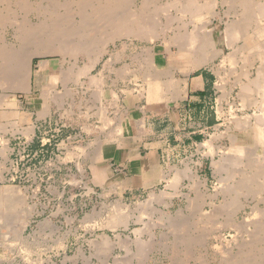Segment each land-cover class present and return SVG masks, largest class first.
<instances>
[{
  "label": "rangeland",
  "instance_id": "obj_1",
  "mask_svg": "<svg viewBox=\"0 0 264 264\" xmlns=\"http://www.w3.org/2000/svg\"><path fill=\"white\" fill-rule=\"evenodd\" d=\"M166 1L169 0H154L155 3L152 2L149 6L150 9H147L149 16L151 14L154 17L153 13L157 15H155L157 21L153 20L160 25L156 31V34L160 36L144 40L138 37L128 38L123 36L107 46V51L103 53L101 60L90 73V75L102 76V83H93L90 86L88 76L79 77V82L60 78V74H58L60 71H71V74L72 71L76 72L88 61L87 57L78 55L79 57L74 56V58L69 55L64 57L60 53H37L32 62V91L26 93L12 90L11 87L8 89L2 88L0 91L1 93H4V91L16 93L19 97L17 101L9 99L3 105L0 103V264H173L174 261L179 264H264V247L256 246L255 248L254 245H251L255 234L253 232L254 225L260 220L264 221V213L256 215L250 212L251 209L248 207L241 210L237 215V213H233V207H231L232 210L227 209V211L225 207V210L220 208L227 193L225 194L222 191L224 183L222 180H218L221 179L219 175L221 174L226 178L225 175L229 173L233 166L226 164L221 168L220 173L216 170L215 165L213 166L214 159L223 161V158H226L225 156H229L226 149L232 155L229 148L233 145H245L251 149L256 146L259 149L261 143H264V137L258 131L252 129L256 123L257 114H261L260 109L262 110V108L260 106L263 103L262 97L264 100V89L258 90L256 88V91H254V87L253 90H248L245 96L241 88V85L245 84L246 81H250L251 78L263 77L262 79H264V39L261 37L263 35L259 36L261 33H258L262 29L263 32H261L264 33V19H261L262 25L260 27L256 26L258 25L256 20H252V25L250 24L248 31L243 34L245 37L239 36L236 39L237 42L235 40L231 44L232 47L229 44L230 42L225 39L224 28H226L228 21L244 18V16L242 17V9L236 3L235 5L231 4L234 3L232 1L228 3L227 0H211L216 3V6L212 2L215 7L212 5L211 8L200 13V15H204H202L204 18L201 16L200 20L202 21L205 18L207 20H203V23L200 20L198 21L203 26L208 23L206 31L204 28L199 29L201 34L208 33V29L211 33H208V41L201 50L207 52L209 49H213L211 53L214 52V54L218 52L216 55L209 53L210 51L207 52L212 56L211 61L190 72L196 75L204 74L209 82L210 121L212 117L216 121L211 135L188 151H182L174 164L169 161L171 170L174 172H164L161 183L156 188L134 198L126 199L111 194L108 190H105V188L107 189L106 186L104 188L95 187L92 184V176L89 172H86L85 161L82 159L85 156L86 145L81 138H77L76 134H79L80 128L86 123L82 120L85 114L93 113L97 116L96 114H100L98 112L102 111L104 113L109 105L102 98L101 93L104 83V69L109 65L111 59L115 57L119 62L123 60L119 64L121 65L126 61L128 48H130V55L131 52L135 51L136 70L134 71V78L136 79L129 83L125 81L124 87H126L120 92H132L142 96H145L141 89L143 88V74H145L144 71L147 67L148 69L154 67L153 69L156 70H167L169 68L176 79H180L181 74H186L187 70L190 71L192 68L183 69L182 67L192 59L190 49L178 48L174 45L168 46L163 41V38L170 37L175 30L179 32V28L183 25L180 20L185 21V17L181 16L182 12L177 10V6H174L175 8L171 5L165 7L170 2L166 3ZM33 2L36 3V6L40 3H46L47 5L46 7L44 4V7H39L40 10L37 9L39 15L35 9L30 10L29 18L34 22L40 20L48 23L56 18L49 11L48 0L45 2L34 0ZM134 2L135 0H128L125 5L128 6V9L130 7L134 8ZM7 3L6 1L0 2V8L4 13L7 11L4 10ZM156 4L159 6H154ZM125 5L123 8L126 9L127 6ZM162 6L168 11L164 12ZM43 8L44 11H42ZM45 8H48V11H45ZM66 8H62L61 11L63 15L67 12L66 14L70 17L69 12H72V8L69 10L68 6V11ZM212 8L214 10H210ZM121 10L123 9L121 8ZM121 10L118 12L123 13L126 11ZM13 11H15L14 14H20V19H22V14H25L22 10L19 11L16 8L15 3L13 4ZM72 14L71 16H73ZM168 15L178 17H174L172 23L174 31L172 27L169 30L163 29L164 23L170 18H168ZM152 16L150 17L153 18ZM171 19L173 18L171 17ZM177 19L179 20L177 21ZM72 20L76 22V18ZM255 21L256 24H254ZM73 22L69 21L71 24ZM176 24L179 25V28L175 27L178 26ZM0 25V36L1 38L6 37V42H10H8L9 45L12 46L14 43L13 46L20 49L21 47L33 48L35 46L37 33L33 36L35 40L30 38L33 45L30 40H24L21 43V39H16L13 36L15 35L14 27L9 26L10 24L3 27L1 21ZM97 25L99 27H96V30H98V32L95 31L96 37L105 39L106 29L109 30V27ZM185 25L187 26V23L183 27ZM49 26H52V24H49ZM49 26L48 28L52 29ZM254 26L258 27V30L253 28ZM70 27L69 24L68 28ZM183 27L181 31L184 34L186 30L189 32L193 28L192 24H188L185 29ZM48 28L44 27L46 30L38 33V38L44 37V32L49 31ZM204 31L205 33H203ZM163 34H165V37ZM249 42H253V44ZM238 46H240V49H238ZM231 51L234 54L237 52V56L233 55ZM144 56V64L146 60L151 61L146 63V65L148 64L147 67L142 65ZM232 57L236 59L233 58V61ZM108 59L110 61H107ZM42 61H47L44 67L40 66ZM119 71L120 69L117 70L118 73H120ZM257 71L258 73L262 72L260 73L262 75L256 73ZM127 73H121L120 76L126 77ZM244 75H247L249 79ZM57 77L59 78L57 79ZM185 80L187 81V79ZM68 88L71 92L68 91ZM163 100L149 101L160 102ZM3 109L8 111L13 109L15 115L10 116L13 113L12 111L9 116L7 115V118H4L1 113L4 112ZM246 116L250 118L248 124L245 123ZM102 125L92 128L105 130L106 123H104V126ZM84 130L86 129L84 128ZM209 141H211L210 144H208ZM206 142L207 144H205ZM207 145L213 148L211 149ZM234 147L238 148L237 146ZM236 148H233L235 153L238 150ZM213 149L216 152L209 151ZM177 169L185 173L179 183L171 186L169 178L176 173ZM224 169L228 172H225ZM225 180L227 181V178ZM230 180H228L229 183ZM216 189L225 194L218 192L219 198H216V201L212 199L215 201V205L217 204V208L223 209L222 213L213 212V208L211 209L207 203L212 201L209 194H214ZM165 191L175 193L170 201L168 196L164 197L163 195L162 197V193ZM199 193L202 194V197ZM197 194L201 198L205 197L206 200L204 204L201 202L197 206L196 203L193 207V200L196 202L198 198L197 196L195 199ZM160 196L167 201H164L167 205L163 200H160ZM158 197L160 198L159 201L157 200ZM190 198L193 201L192 207L194 209L190 206L192 203ZM240 199L244 203V196H241ZM139 202H147L148 210L145 212L146 214H143L141 220L136 221L135 217L140 215ZM149 203L152 205L150 206ZM115 204H121L126 214L128 209L131 212L129 215L132 216V219L128 228L119 226L114 229L106 224L108 218L111 217L110 214L115 210L113 206ZM201 206H204V210ZM260 206L264 207V202H261ZM219 208L218 211H221ZM204 211H207L210 216L203 215ZM181 214L183 216H179ZM173 216L174 218H170ZM180 221L182 223L187 222L185 229L182 228V225H179ZM228 222H231V224L229 225ZM174 223H179L178 227H180L178 229L173 227ZM238 223L242 224L240 231L235 225H232ZM176 224L175 226H177ZM135 228H139L141 231L135 233ZM249 229L253 234L248 233L247 230ZM119 233L121 236H118ZM106 236L110 237L107 242H105ZM143 245H145V248ZM141 252L143 253L141 254Z\"/></svg>",
  "mask_w": 264,
  "mask_h": 264
},
{
  "label": "bare ground",
  "instance_id": "obj_2",
  "mask_svg": "<svg viewBox=\"0 0 264 264\" xmlns=\"http://www.w3.org/2000/svg\"><path fill=\"white\" fill-rule=\"evenodd\" d=\"M2 1H6L8 3L4 6L5 7L4 10H7L6 13H4V11L2 12V10H1L2 8H0V19H1L0 21L3 23V27H4V25H8V24H10L9 26L14 27V29H15V33L14 34L15 35H13V36H15L16 39L17 38L21 39V43L24 42V40H26V41L30 40V38H33V36H35L36 33H37V35L39 37L38 33L45 31L48 28L49 24H52V26H49L52 29L48 28L49 31L44 32V34H45L44 37H40V38L37 37L36 38L37 42H36V44H35V46L33 48H28V46L25 47V48L21 47V49L20 48H16L15 46H13L14 43L11 46V45L8 44L9 41L6 42V37L5 38L4 37L1 38V36H0V91L2 90V88H5V89L7 88L8 89L10 87L12 88V90L24 91L26 93L32 91V86H33L32 85L33 81H31L32 80L31 79L32 62H33L34 56L37 53H60L64 57L69 55L70 57L71 56L72 57L75 56L76 58H77L78 55H82L84 57H87L88 61L87 62L85 61L86 63L82 67L78 68V70H76V72L72 71V74H71V71H69V72H66V71H62L61 72L60 71L58 73V74H60V78L62 80L63 79L66 80L67 79V81H74V82L77 81V82H79V77L88 76L89 77V81H90L89 82L90 86L93 83H95V84L102 83V81H101V79H102L101 77L102 76L95 75V74L94 75H90V73L95 68L97 63L101 60V58L103 56V53L105 51H107V46L110 43H114L118 38L123 37V36H126L128 38L138 37V38L144 40L146 38L147 39H152V38H155L156 36L158 37V35H159V34H156L157 33L156 31L158 29L157 27L160 26V25H158L155 22V20L157 18V17H155L156 14L153 13L155 18L150 14V16L153 17V18H151L149 16V11L147 10V9H150L149 6L152 4V2H154V0H135L134 4L132 3L134 8H131L129 6L131 9L130 8L128 9V6L125 5V4H127L126 2L128 0H48L49 3H47V4L50 7L49 11L52 13V16L54 15V17H56V18H53V21H51V22L49 21L48 23L44 22V21H40V20L38 22L37 21L34 22L31 18H29L30 10H34L35 9L36 12H37V9L40 10L39 7L40 6L44 7V4L46 5V3L38 2V3H40V5L36 6L35 5L36 3L33 2L34 0H0V2H2ZM40 1L45 2L47 0H40ZM169 1H166V3L169 2V4L167 3L168 5L166 4L165 7H168L169 5H171L173 8H175L177 6V10L182 12L181 16L185 17V19H184L185 21L180 20L181 23L183 22V25L187 23V26H188V24H192L193 28L189 32L187 30H186V32L184 31L185 32V34H184L181 31V28L183 27V25H181V27L179 28V25L176 24L178 26H175V27H178L180 29V31L177 32L178 30L177 31L175 30V32H173V34L170 35V37L163 38L164 43L166 45H168V46H170V45L173 46L174 45V46H176L178 48H183L184 47V48L190 49L191 52H192L191 61L193 63V68H195V69L197 67H199L200 65H202V64H205V63L207 64V62L209 63L211 61V57H212L209 53H211V51L213 49H209L210 52L207 51V52H209V53H207V52L201 50V48H203L205 43L208 41V37L207 36H209L208 33H210V31L208 29L207 30L208 33L201 34V30H199V29H202V28H204V30L207 29L208 28V23H207V25L204 24V26H203V24L201 25L200 22H202L206 18L202 19V21H201L200 17L203 14L200 15V13H202L203 10H207L208 8H211L212 5L215 2L211 1V0H169ZM229 1L234 2V3H231V4H235L236 3L238 5V7L242 9V12H243L242 13V17L244 16L243 19L240 17L241 19H238V20L234 19V20H231V22L228 21L226 28H224L225 29L224 30L225 39L228 42H230L229 44L231 45V44H233L235 42V40L237 38H239V36L240 37H245L243 34H245V32L248 31L247 29H248V27H250L249 25L251 24L252 20H256L258 22L257 23L255 21L254 24H256V23L258 24L256 26L260 27V25H262L261 19H264V0H258V1L257 0H255V1L254 0H227L228 3H229ZM212 2H213V4H212ZM14 3L16 5V8L19 9V11L22 10L25 13V14L21 13L22 14L21 18L22 19H20V17H19L20 14L19 13H15L14 14V12L16 11V10L13 11V4ZM124 5L127 6L126 9L123 8ZM68 6H69V10H70V8H72V12L71 13L69 12L71 18L68 16V14H66L67 12H65L64 13L65 15H63V12L61 11L62 8H64V7L68 8ZM154 6H159V5L156 4ZM215 6H216V3H215ZM0 7H1V5H0ZM46 7H47V5H46ZM163 7L164 6H162V8ZM165 7L163 9L164 12L168 11V9L165 10ZM67 8H66V10H67ZM121 8L123 10H121ZM47 9L48 8H45V11H48ZM118 9L121 10V11H124V10H126V11H124L123 13H119ZM66 10H64V11H66ZM210 10H214V8H212ZM12 11H13V14L11 13ZM42 11H44V8H43ZM147 11H148V14L146 13ZM153 11H154V7H153ZM163 11H161V12H163ZM50 12H48V13H50ZM72 13H74V14H72ZM37 14H38V12H37ZM71 14L73 16H71ZM146 14H147V16H146ZM206 14H207V12H206ZM178 16L180 17V15H178ZM209 16H212V15H209ZM47 17H49V16H47ZM72 17L74 18V20L76 18V22L74 21L75 23L73 22V20H72L73 18ZM171 17L173 19H171ZM174 17H176V16L174 15ZM174 17H173V15L172 16L168 15L169 19L164 23L163 29H168L169 30L172 27V30L174 31V25L172 24L173 21H174ZM68 18H70L71 20L68 19ZM176 18H178V17H176ZM186 18H188V19H186ZM153 19H155V20H153ZM68 20L70 22L72 21L73 23L72 24L69 23ZM178 20L179 19H177V21ZM199 20H200V22H199L200 24L198 23ZM207 22H209V21H207ZM69 24L71 25L70 28H68ZM97 24H100L103 27H105V26L109 27V30H107L105 28L106 31H107L105 33L106 34V38L105 39H102L100 37H96L95 31L98 32V30H96V27H99V25H97ZM159 24H160V22H159ZM95 25H97V26H95ZM187 26L185 25L183 28L185 29V27H187ZM44 27H46V29H44ZM258 27L254 26L253 28L257 29ZM253 28H251V29H253ZM2 31H4V30H2ZM205 31L203 33H205ZM261 31L258 32V33H261V34H259V36L263 35L261 37H263L262 39H264V33L262 34L263 31L262 32ZM101 32L103 33V31H101ZM163 32H165V31H163ZM41 34L43 35V33H41ZM246 34H248V33H246ZM163 35L165 37V34H163ZM22 39H23V41H22ZM248 40H250V39H248ZM30 41L32 42V45H33V41L32 40H30ZM245 41H247V40H245ZM236 42H237V40H236ZM253 42L252 43L249 42V43L253 44ZM210 44H209V46H210ZM18 45H19V43H18ZM231 46L233 47V45H231ZM239 47L240 46H238V49H240ZM235 50H236V48H235ZM238 51H240V50H238ZM145 52H147V51H145ZM149 52H151V51H149ZM231 52L233 53V51H231ZM240 52H242V51H240ZM236 53L237 52H235V54L233 53V55H236ZM211 54L216 55V54H218V52H216L215 54H214V52H212ZM149 55H152V54H149ZM230 55H232V54L230 53ZM235 57H232V60ZM245 60H247L246 57H245ZM107 61H110V60L108 59ZM144 61H145V56L142 59V65H146V63H150L151 62V61L148 62L146 60V62L144 64ZM46 62L47 61H42V63L40 62L41 63L40 66L44 67ZM147 65H146V67H147ZM153 68L152 69H148V67H147V69L144 71L145 74H143V83H142V87L143 88L141 89V91L145 93V96L147 97L148 100H157V99H164L165 100V99H172V98L175 99L176 97L181 96V93L186 91V88L183 87V85H182L183 82H185L187 84V81L185 79H176V78H174L173 77V73H172V71L169 68H167V70L166 69L165 70L164 69L163 70L162 69H157L156 70V69H153ZM190 70H192V68ZM128 71H129V69L124 66V68L123 67H122V69L120 68L119 75H121V73L122 74H124V73L126 74ZM187 71H189V70H187ZM260 71H262V70H260ZM247 73H249V72H247ZM256 73H258V71ZM260 73H262V72H260ZM260 73H258V74L260 75ZM247 75H244V76H246L249 79V77ZM263 76H264V74H263ZM58 78L59 77H57V79ZM262 78H260V77H257L255 79L251 78L250 81H246L245 84L241 85L243 94H245V96H246V93L248 92V90H253L254 87H255L254 91H256V88L258 90L259 89H264V79H262ZM134 79H136V78H134ZM225 80H227V79H225ZM247 82H249V83H247ZM81 84H82V82H81ZM7 85H8V87H7ZM86 88H88V87H86ZM68 91H70V89ZM249 93H250V91H249ZM251 93H253V92H251ZM58 94H59V92H58ZM18 98L19 97H18V95L16 93L14 94V93H10V92L4 91V93H1V95H0V103H1V105H3L9 99L17 101V100H19ZM245 99H246V97H245ZM261 100L263 101V103H261L262 106L259 105L262 108V110L260 109L261 114H259V115L257 114L256 123H255V125L253 126L252 129L258 131V133H260V135L262 137H264V100H263V97H262ZM256 102H257V100H256ZM61 105H62V103H61ZM17 106H15V107H17ZM12 111H13V109L11 111L4 110V112H1V113L3 114L4 118H7V115L9 116V113L12 112ZM14 111H13V113H11L10 116H12L14 114ZM0 117H1V115H0ZM249 119L250 118L248 116H246L245 123L248 124ZM263 140H264V138H263ZM210 143H211V141L208 142V144H210ZM205 144H207V142ZM208 146L211 149L213 148L210 145H207V147ZM234 146H237L238 148H236ZM233 148L238 149V150H236V153L234 152ZM261 148H263V149H261ZM261 148L259 147V149H258V147L255 146L254 149L253 148L251 149L248 146H245V145H243V146L239 145L238 146L236 144V145H233V146H231L229 148V151L231 150L230 153H232V155H230L227 152V149H226V153L229 156H225L226 158H223V161H220L219 159L218 160L214 159V161H213L214 164L213 163L212 164H213V166L215 165L216 170H218L219 173L221 172L220 171L221 168L223 166H225L226 164L231 165V166H233V168H235V169L231 168V170H229V173L226 174L227 176L225 175V177L227 178V181L226 180L224 181V179H226V178H224V176H221V174L219 175L221 177V179H218V180H222V182L225 184V185L223 184V187H222L223 190L222 189L221 190L225 194L226 193L227 194L225 195L223 192H219V189H216L214 194H209L211 200L215 199V201H216V198L217 199L219 198V193H222V194L225 195V198H224V201H223L224 203H222L220 208H224L225 207L226 211H227V209H229V210L231 209L232 210L231 207H233V213L234 214L237 213V215H238V213L241 210H245L248 207H250V209H251L250 212H252V213H254L256 215H261V214L264 213V207L260 206V203L264 202V196H262V194H264V143L263 144L261 143ZM214 149L213 150H209V151L213 152V151L216 150V149L215 150ZM233 153H234V155H233ZM0 165H1V163H0ZM226 169H224L225 172L228 170V169L227 170ZM175 172L176 173L174 175H172L171 178H169L171 186L176 185L177 183H179L181 178H183V175L185 173V172L184 173L180 172L178 169ZM218 172H216V173H218ZM230 179H232L234 181L232 182ZM228 180H230L231 182L229 183ZM220 188H221V186H220ZM199 194H197L195 196V199H196V197ZM163 195H164V197L168 196L169 197V201H170V199L173 198L175 193L174 192L171 193V192H166L165 191V192L162 193V197H163ZM200 195L202 197V194H200ZM241 196H244V200H245L244 203L241 202V200H242V199H240ZM201 197L198 196L196 202H195V200H193L194 204H193V201L190 198V201L192 202L190 206L192 207V204H193V207H195L196 203H197L196 205L198 206V204L201 203V202H203L202 204H204L206 199H205V197H203V198H201ZM160 198H161V196H160ZM160 198L158 197L157 200L159 201ZM210 198H209V200H210ZM199 199H200V201H198ZM160 200H163V198H161ZM164 201L165 200H163V202ZM215 201L212 200L211 202H207V201L206 202L211 207V209L213 208V210H212L213 212H219V213L221 212L222 213L223 209H220L218 207L221 210V211H218V208L216 206L217 204L215 205ZM165 202H167V201H165ZM151 203H149L150 206L152 205ZM121 204L113 205L115 207V210H114V212H112L110 214V216H111V217H109L110 220L107 217L109 221L107 220L108 223L106 221V224L108 226H110V227H113L114 229L116 227L118 228L119 226H125V228H128L129 227V223L131 222V219H132V216L129 215V213H131V212H129V209L127 210L128 212L126 214V212H124L125 210H123V206ZM147 204H148L147 202H145V203L141 202L140 205H138L139 206L138 209H140V215H137V217H135L136 221L137 220H141L142 217L144 216L143 214H146L145 212L148 210V205ZM202 204H200V205H202ZM168 205H169V202H168ZM204 206L203 207L201 206L203 208V210H204ZM124 207H125V205H124ZM225 208H224V210H225ZM178 212H180V211H178ZM138 213H139V211H138ZM182 214H183V211H182ZM182 214L179 215V216H183L184 215V214L183 215ZM203 215H205L207 217L210 216L207 211H204ZM211 215H213V214L211 213ZM258 217H257V221H258ZM170 218H174V216L170 217ZM260 219H261V217H260ZM168 221H170V220L168 219ZM250 222H252V221H250ZM181 223L180 224L179 223H177V224L174 223L173 227H175V228L177 227V229H178L182 225L183 226L182 228L185 229L187 227L186 226L187 222L185 223V221H184L185 224L184 223L181 224ZM228 223H229V225L231 224V222H228ZM175 224L177 226H175ZM178 224L180 225L179 227H178ZM232 225H235L236 228L239 231L242 229V227H241L242 224H240V223L232 224ZM232 225H231V227H232ZM254 227H255V229H254L253 232H255V234H254V237H253L254 240H252L251 245H254L255 248H256V246L264 247V221H261V220H260V222L258 221L257 224L255 223ZM141 229H143V228H141ZM141 229L135 228L134 232L136 233V231H141ZM251 229L247 230L248 233H251L250 232ZM169 231H170V229H169ZM251 234H253V233H251ZM118 236H121V234L119 233ZM106 237L107 238L105 239V242H107L109 240V238H110L109 236H106ZM187 244H188V242H187ZM144 246L145 245H143V247ZM188 246H189V244H188ZM260 247H259V249H260ZM221 248H222V246H221ZM142 253L143 252H141V254ZM249 253H250V251H249ZM260 254H262V253H260ZM178 260H176V261H178ZM238 262H240V261L238 260ZM121 263H123V262H121ZM107 264H109V263H107ZM173 264H179V263H177V262L175 263V261H174Z\"/></svg>",
  "mask_w": 264,
  "mask_h": 264
},
{
  "label": "crops",
  "instance_id": "obj_3",
  "mask_svg": "<svg viewBox=\"0 0 264 264\" xmlns=\"http://www.w3.org/2000/svg\"><path fill=\"white\" fill-rule=\"evenodd\" d=\"M121 62L114 57L104 69L101 96L109 104L107 109L97 116L85 114L86 123L76 135L86 145L82 159L92 184L129 199L156 188L164 172H174L169 161L174 164L182 151L210 136L216 121L213 117L210 121L209 82L204 74L190 73L195 69L192 61L182 65L192 67L181 74L180 79H187V84L182 83L186 91L160 102L120 92L125 81L135 80V51L130 55L128 48L126 61ZM124 66L129 69L126 77L117 72ZM96 123H106L105 130L92 128L100 125Z\"/></svg>",
  "mask_w": 264,
  "mask_h": 264
}]
</instances>
